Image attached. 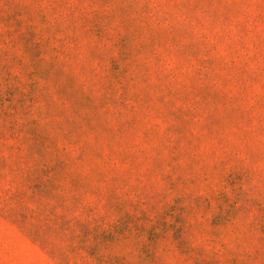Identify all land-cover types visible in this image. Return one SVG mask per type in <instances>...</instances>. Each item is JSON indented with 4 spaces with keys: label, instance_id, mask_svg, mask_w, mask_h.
<instances>
[{
    "label": "rangeland",
    "instance_id": "374dc122",
    "mask_svg": "<svg viewBox=\"0 0 264 264\" xmlns=\"http://www.w3.org/2000/svg\"><path fill=\"white\" fill-rule=\"evenodd\" d=\"M0 264H264V0H0Z\"/></svg>",
    "mask_w": 264,
    "mask_h": 264
}]
</instances>
